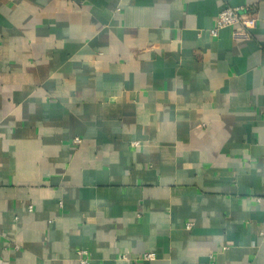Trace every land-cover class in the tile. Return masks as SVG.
<instances>
[{
    "label": "crops",
    "instance_id": "crops-1",
    "mask_svg": "<svg viewBox=\"0 0 264 264\" xmlns=\"http://www.w3.org/2000/svg\"><path fill=\"white\" fill-rule=\"evenodd\" d=\"M83 249L264 264V0H0V264Z\"/></svg>",
    "mask_w": 264,
    "mask_h": 264
},
{
    "label": "built area",
    "instance_id": "built-area-1",
    "mask_svg": "<svg viewBox=\"0 0 264 264\" xmlns=\"http://www.w3.org/2000/svg\"><path fill=\"white\" fill-rule=\"evenodd\" d=\"M258 23V18L255 15L243 11L242 8L225 5L218 13L215 23L209 29L210 34L213 37H218L219 33L224 28H232V34L235 39H248L251 37V29ZM77 142H80V138H75ZM192 222L187 223L189 228ZM80 264H90V258L88 251L83 249L79 251ZM122 257L127 259V254H122ZM155 255L152 252H146L140 258L141 260H148L154 258ZM133 264H137V260Z\"/></svg>",
    "mask_w": 264,
    "mask_h": 264
}]
</instances>
